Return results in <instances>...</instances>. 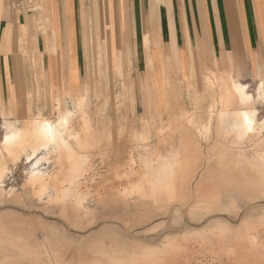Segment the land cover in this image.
<instances>
[{
	"label": "rangeland",
	"instance_id": "obj_1",
	"mask_svg": "<svg viewBox=\"0 0 264 264\" xmlns=\"http://www.w3.org/2000/svg\"><path fill=\"white\" fill-rule=\"evenodd\" d=\"M37 2L38 1H33L32 3L24 2L23 4L26 7H33L37 5ZM121 4L122 6L117 8L116 15L120 14L122 19L120 21V19H118V17L116 18V16L114 17L113 14V29L111 30L104 27L105 21L103 19V13H105V15L107 13L105 2L101 3L100 7L102 8V14H100L99 19L100 26H96L97 32L98 27H101L100 30L102 31L100 41L102 42V45H104V48L102 46L103 49L100 55L101 60L99 64L97 62L99 60L98 57L94 60V67L97 68L94 74L92 72V66L86 65L87 58L85 59L86 62L84 61L82 66L85 71V77L83 79L85 82L83 81V85H89L90 89L87 110L93 117L92 129L97 134L98 143L89 152L91 155V163L94 166L93 171L91 172L93 176H90L87 181L84 179L82 184L79 186V189L81 188L80 191L87 195V199L84 203L90 214L86 218L95 217V221H97L98 218L99 222L84 230L76 228L68 222L69 220H65L64 217L59 214V209L49 208V197L54 195L53 186L49 187L47 194H45L40 200L36 195L30 192L29 188L26 189V182L30 176L33 164L26 159L28 151L22 156L21 160L17 164L12 165L11 171L6 175V178L0 186V189H3L2 191L5 192V200L3 198L4 203H0V212L4 209H14L16 212H21V216L25 218L21 217V219L27 220L26 222L30 224L33 229V232L30 231L33 233V237L29 231L28 237L33 238V240H30L37 247L39 246L37 239L42 242V244L44 243L43 245H45L46 241L49 242L48 239H45V232L43 230L41 231V222L37 221L39 217L58 222L60 225L65 227L66 233L63 236H55L58 243H64V239H67L69 240L66 242L67 244H73V246L70 247H77L84 251H88L92 244L104 242V240L110 237L123 240V243L127 244L125 241L127 237L121 233L118 235L100 234L101 232L99 230L104 227V225L114 226L118 223L117 225L124 228V234L131 236L135 244H139L137 242H140L150 246H161L169 238L180 239L181 242L191 245L196 244L197 241H201L207 248L201 251L204 256L201 258L202 261L200 262H204V264H229L228 256L233 254V251L237 250L235 241H237L239 237L237 234L238 230H244L246 226L252 225L256 227L257 231H260L261 233L263 232V229L261 228L262 221H257L264 211L262 207L257 208V206L264 205L263 199L259 198L257 199L259 203L256 202L251 204L252 206L254 204L256 205L252 208L245 221L242 218L244 215L243 208L246 203L243 204L240 201L238 202L240 216L237 219L234 217V213L225 210L224 205L227 203L223 200V202L220 201V203L214 204L223 205L224 208L221 207L223 210H212V212L207 213L205 219L197 221L199 216L193 217V219L189 215L190 204L187 205L178 201L173 202L170 207L171 210H168V213L164 211V213L155 205L156 202L140 201L137 198H130L126 201L121 199L124 198V196L120 195V191L129 189L134 181L136 182L139 178H141V175L143 176L145 171L142 168V159H149V157L153 159L157 154V156H169L174 154V151L178 154L177 156L179 159L181 156L183 163L185 162L189 164L188 166H190L193 159V163L197 167L194 174L195 176H193L190 181L191 183L189 182L188 185H182L180 183V179L182 180V178H179V176L176 179L177 191H180V189L189 190L190 193L192 191L191 194H193L198 181L201 179L203 174L206 173L208 167L213 165V162L210 160V150L219 140L217 136L216 118L213 120L212 134L207 139L200 137L196 138L193 136L194 138L189 137L190 139L186 137L184 142L180 134V132H182L185 135L187 133L190 135L193 131V128L187 125L189 118H193L194 120L192 119V121L194 122L206 119H204L203 116L205 114L207 104L212 100L213 95L215 96L209 88L208 91L206 89L207 76L204 77V75H200L197 71H208L206 70V67H208L209 64L206 58H204V62H201V59H199V61L197 60V65H193L192 75L191 64L188 65V63H186L187 67L186 72L184 73V80H181V82L177 85L173 83V79L171 78L169 81L166 80V73L164 69L165 83L166 87L169 89L168 91L165 89L162 78H160L157 82V88L155 89L154 75H152L154 74V71L151 72V70L148 69L150 95L148 103L145 99H143L142 104L140 97L142 88L138 81L129 82L123 80L129 77H121L117 67H115L116 60L110 56L112 55V49H110L112 45L111 32L113 31L115 38L119 35L120 30L123 29V25H125L123 20L126 6L124 5V0H122ZM101 16L103 18H101ZM29 18L30 17L26 18V22H31L33 20L34 22L35 20H43L44 22L42 24H36V34L33 35L30 42L28 41L23 44L19 43L18 52L16 50H12L8 52L12 53V55H8V53L5 54L6 65L3 63V66L0 67V105L2 103L1 100L4 103L8 100L9 106H15V113L12 115H2L0 113V143L3 141V138L8 131L6 128L3 129V122H5L7 127H21L26 129L31 126L32 119L38 114V116L42 115L47 118L55 119L57 116L56 108L58 107V100L60 99L66 100V105L69 110L75 109V97L72 94L69 95L72 92L70 90L73 89V84L63 83L62 86L60 81L62 75L67 74L66 63L69 61L67 49L63 51L64 55L62 56L60 50L61 48L59 49L56 45L52 46L51 40L48 39L50 34L42 32L44 30L43 25L45 23L47 25L50 24V18L44 19L43 16L37 18L33 17L32 19ZM106 20L108 22V19ZM88 30L89 29H87V31ZM87 31V55L91 52L95 57L94 49H92V51H90L91 48L88 50V47H90L89 39H91L92 30H90V33H87ZM40 33L47 34L48 42H50V52L55 53V56L52 55L53 58L51 60L50 69L44 64L45 54L38 49ZM96 35L93 34L94 46ZM153 40L154 38H152V35L150 34L149 41L152 42ZM117 44L115 42V52L117 50ZM51 47L53 49H51ZM26 53H29L33 57L35 55V57L38 58V64L34 67V69H31L30 64L28 65L29 56ZM184 55L186 57V62H189L187 54ZM2 61L4 62V60ZM62 61L65 65L64 63L62 65ZM262 66L264 67V65ZM245 70L246 74L244 76V82L249 83V85L246 83L247 90L253 94L257 86V81L254 79L255 77L252 76V69L248 67ZM44 73L46 75V83L43 81ZM32 74L34 82L36 79L35 83H38L39 87L32 88L29 91L27 80L28 78H31ZM152 78L153 81L151 80ZM134 79L135 73L132 80ZM99 83L102 84V86L97 88ZM10 85H12L15 89V101L13 100L14 98L8 99ZM67 88H69V92L66 91ZM217 91L220 92V89L218 88ZM257 102L258 100L254 103V106H256ZM258 106L260 108L259 116L262 117L264 116V104H258ZM181 109L182 111H180ZM172 111L174 112L172 113ZM180 112H182L180 116L182 119L179 118ZM174 113L177 116H175ZM185 116L188 117L186 118ZM172 118H178V121L170 123L169 121ZM185 118L187 121H185ZM160 119L164 121H161ZM76 121L77 122L74 123V128H76L75 130L81 128L79 119ZM168 132H172L171 136ZM196 141L197 143L194 144ZM188 142L190 143L188 144ZM185 143L188 146L185 147L186 149L184 148ZM251 143L252 141L250 142V140H248V142L246 141L244 144L245 148H251ZM192 144H194L195 147H192ZM193 148L197 150L195 156H193ZM178 149L182 151L179 153ZM170 151L173 152L171 153ZM183 151H185L186 154ZM181 152H183V156L181 155ZM190 154L194 158H190ZM186 155L189 156L187 157ZM55 156L56 154L53 152L52 148L46 151L40 150L37 154V158L41 160L39 169L46 171L50 175H54L57 171V169H55ZM184 156H186L187 159ZM182 158L186 160L184 161ZM132 159H134L135 162L131 166L130 163ZM188 159L190 161H188ZM178 173L180 174L182 171H179ZM117 174H120L121 176L119 177ZM107 175L109 177H107ZM106 177L107 179H105ZM178 186H180V188ZM110 189L112 190L110 191ZM34 190L36 191L37 188ZM14 193H22L24 195L22 197H18L17 199L16 196V198L13 196ZM98 193L99 195H96ZM95 195L97 197L101 196V200H98ZM243 195L244 197L247 196L246 193ZM176 208H179V212L182 214L180 215L181 217H178L179 219L175 216ZM54 210H56V214L51 212ZM9 216L13 220L14 217L18 215L10 213ZM139 220L147 222H145V224L136 225L137 227L135 226L131 229L125 224L128 223L129 225H133L135 221ZM111 223L114 225H111ZM223 231L224 233L221 235V232ZM23 232L26 235L28 233L26 230ZM24 233L21 232V234ZM17 234L20 235L19 233ZM217 237L223 240L222 243H215V240H220ZM77 241L82 242L83 244L78 243ZM48 242H46L45 246L50 244V242ZM221 246H224L225 249H220ZM61 248H63L64 251H68L66 247L60 246V249Z\"/></svg>",
	"mask_w": 264,
	"mask_h": 264
},
{
	"label": "bare ground",
	"instance_id": "obj_2",
	"mask_svg": "<svg viewBox=\"0 0 264 264\" xmlns=\"http://www.w3.org/2000/svg\"><path fill=\"white\" fill-rule=\"evenodd\" d=\"M100 28L101 27H98L95 46L93 47L95 58L98 57L99 62L101 60V51L104 48L101 41H99L98 44L96 42V40H101L102 37ZM149 35L150 28L148 27V21L145 17L143 26L144 43L146 46L150 43L154 46L153 48H158V39L155 38L150 42ZM129 41L130 37L127 33L123 37V43L128 52L127 57L131 55V45ZM162 50L164 49L162 48ZM32 57V55H29L28 65L30 64L31 69H34L38 64V58H36L35 55L33 58ZM154 60L155 54L148 55L147 67L151 72L154 71ZM122 61H126V58L123 57ZM128 71L129 68H125L123 63L118 68L121 77H129ZM151 80L153 81V78ZM229 81L231 87L225 85L222 89L223 93L220 96H216L212 88H209L215 96L213 95L212 100L207 104L205 123H211L214 118H216L220 124L226 123L227 125H231V129L222 130V134L224 137L229 135L232 137H230L231 140L228 142L229 144L221 148L220 153L216 156H211L210 160L213 162V165L208 167L207 171L205 170L206 173L203 174L198 181L193 194H191L192 191L190 193L189 190L180 189V191H177L176 185L178 176L182 178V180L180 179V183L184 186L188 185L193 176H195L194 171L196 170V166L193 163V159L190 166H188L189 164L185 162L184 164L181 160V156L179 159L177 156L178 154L174 151V154L169 156H157V154L153 159L150 157L149 159H142V168L145 172L143 171V176L141 175L139 180L136 182L133 180L134 183L131 184L129 189L120 191V195L124 196V198H121L123 201L129 200L130 198H137L140 201L156 202L155 205L160 210L167 213L168 210H171L170 207L173 202L178 201L183 204H190L189 215L191 218L199 216L197 221L205 219L207 213L212 212V210H221L224 208L223 205L220 204L214 205L220 203V201L223 202V200L227 203L224 205L225 210L234 213V217L237 219L240 216L238 205L240 201L243 204H247H245L243 208L244 215L242 219L245 221L252 208L256 205L254 204L252 206L251 204L258 202L257 199L259 198L264 200V133L262 129L264 124L259 122L258 110L252 105L254 95L248 92L244 86L234 81L231 76ZM27 82L29 91L32 88L39 87L38 83H35L36 79L34 82L33 74L31 78H28ZM211 84L215 85L209 82L207 86H211ZM87 86V84L81 85L79 92L70 93L76 96V105L79 107L80 111L77 116L76 114L68 112L65 107V100L60 99L58 100V107L56 108L58 113L55 119L47 118L42 115L38 116V114L32 119L29 128L9 127L10 130L0 143V186L6 178V175L11 171L12 165L17 164L28 151L26 159L33 164L30 176L26 182V189L29 188L30 192L36 195L40 200L47 194L49 187L53 186L54 195L49 197V208L59 209V214L63 216L65 220H69L68 222L74 227L83 230L99 222L98 218L97 221H95V217L86 218L90 214L84 203L87 199V195L80 191L81 188L79 189L84 179L87 181L90 176H93L91 172L94 166L91 163V155L89 152L93 147L92 144L96 143V141H93V139L91 140L90 136H88L92 128L91 123L93 117L89 112H86L88 107ZM101 86L102 84L99 83L97 88ZM70 91H72V89ZM262 98H264V93L262 94ZM218 106H220V109H217ZM180 111H182V109ZM173 112L174 111H172V113ZM181 113L182 112H180L179 118ZM185 117L187 118L188 116ZM75 118L80 121L81 128L77 130H75L76 128H70V122ZM177 119L172 118V121L169 119V122H177ZM180 119H182V117ZM192 119L189 118V122H192ZM185 121H187V119ZM209 130V124H204L197 131H192L191 135L193 134L195 137L194 133L205 134L208 133ZM182 139L184 141L183 137ZM248 140H250V142L252 141L251 148L246 149L244 144L246 141L248 142ZM190 142H188V144ZM194 144H196V142ZM194 144H192V147H195ZM186 146L185 143L184 148ZM52 147H54L57 153L55 164L58 168L54 175H50L46 171L39 169L41 160L37 158V154L40 150L46 151ZM180 149H178L179 153L182 151ZM185 151L183 152L185 153ZM195 151L196 150L193 148V156H195ZM183 152H181V155ZM186 156L184 157L187 159L189 155ZM191 156L190 158H194ZM188 161L190 160L188 159ZM134 162V159H132L131 163H129L132 166ZM179 171H182V173H180L181 175L178 173ZM117 176L120 177L121 175L117 174ZM107 177L109 176L107 175ZM107 177L105 179H107ZM178 187L180 188V186ZM35 188H37L36 191L34 190ZM2 190L3 189H0V203L3 202L5 193ZM111 190L112 189H110V191ZM244 193L247 194L246 197H244ZM23 195L22 193H14L13 196H16L18 199V197H22ZM96 195H99V193ZM97 198L101 200V196ZM258 207H262L264 210V205L257 206V208ZM54 211L51 212L56 214V210ZM10 213L18 216H15L12 220L9 216ZM175 214L177 218L181 217L180 215L182 214H180L179 208L175 209ZM21 217L24 218L21 216V212H16L14 209H4L0 212V264H204V262H200L202 261L201 258L204 256L201 251L205 250L207 247L201 241H197L196 244L191 245L181 242L180 239L169 238L161 246H150L140 242H137L139 244H135L131 236L124 234V228L117 225L118 223L116 225L111 223V225L114 226L104 225V227L99 230L101 232L100 234L118 235L121 233L127 237H125L127 244L123 243V240L110 237L104 240V242L92 244L88 251H84L77 247H70L73 246V244H67L66 242L69 241L67 239H64V243H58L55 236H63L66 233L65 227L58 222L39 217L37 221L41 222V231L43 230L45 232V239H48L50 244L47 245L48 248L45 246L48 241L43 245L44 243L42 244V242L37 239L39 243L37 247L31 241L33 238L28 237L29 232H33L31 225L26 222L27 220L21 219ZM257 221H262V233L257 231L256 227L252 225L246 226L244 230L237 231L239 236L238 240L235 241L237 250L233 251V254L228 256L229 264H264V211ZM145 222L147 221L139 220L135 221L133 225H129L128 223L125 224L131 229L136 225L145 224ZM24 230L27 232L29 231L27 235L23 232ZM21 232L24 234H21ZM222 233H224V231L221 232V235ZM32 234L33 233H31V235ZM217 238L220 239L219 237ZM222 241V239L215 240V243L219 244L222 243ZM77 242L83 244L82 242ZM60 246L66 247L68 251H64L63 248L60 249ZM222 248H224V246L220 247V249Z\"/></svg>",
	"mask_w": 264,
	"mask_h": 264
},
{
	"label": "crops",
	"instance_id": "obj_3",
	"mask_svg": "<svg viewBox=\"0 0 264 264\" xmlns=\"http://www.w3.org/2000/svg\"><path fill=\"white\" fill-rule=\"evenodd\" d=\"M33 1H38L36 6L26 7L23 4L24 2L32 3ZM104 2L107 14L103 13L104 18L102 16L101 18L105 21L104 25H107L104 27L112 30L113 14L120 21L122 19L120 14L116 15L117 8L122 6V0H0V67L3 66V63L6 65L5 54L12 50L18 52L19 43L30 42L33 35L36 34V24L44 22L43 20L26 22L27 17H30L29 19L42 16L44 19L50 18V24L47 25L45 23L42 32L50 34L48 39L51 40L52 46L56 45L59 49L61 48L62 56L64 55L63 51L66 49L69 54V61L66 63L67 74L62 75L60 81L62 86L63 83H72V92H79L81 84L83 85L85 82L83 80L85 71L82 68L85 59L87 58V62L85 61L86 65L92 66L93 74L97 70L94 67L96 58L91 52L87 55L86 31L89 29L87 33H90V30H92L91 39H89L90 47H88V50L91 48L90 51H92L94 47L93 34L96 35L97 33L96 26H100L99 19L100 14H102L100 5ZM124 5H126L123 17L125 25H123V29L120 30L119 35L115 38V34L113 31L111 32L112 58L116 60L115 67L117 69L122 63L125 68H129V78H122L124 81L139 82L142 88L140 94L142 104L143 99L148 103L150 97L147 67L148 55L155 54V89L157 88V82L162 78L166 91L169 89L166 87L164 69L166 80L169 81L171 78L173 83L177 85L181 80H184L186 63L188 65L191 64L192 75V68L194 64L195 66L197 65V60L201 59V62H204V58H206L209 64L206 67L208 71H197L200 75L207 76V83L215 84H211V86L206 84V89L208 91V88H212L216 96H220L223 93L222 89L225 85L231 87L230 76L247 90L246 83L248 85L249 83L244 82L245 69L248 67L252 69V76L257 81L252 105L254 106V103L258 100L254 107L258 110L259 122L264 124V116H259L260 108L258 106V104H264V98H262L264 93V67L262 66L264 65V0H124ZM145 17L148 21L150 34L154 39H158L157 49L153 48L154 46L150 43L147 46L144 43L143 26ZM106 19H108V22ZM44 33L39 34L38 49L45 54L44 64L50 69L51 60L55 53L50 52V42L47 40V34ZM127 33L130 37L132 49L129 57H127L128 52L123 43V37ZM99 41L96 40L97 44ZM115 42L116 44L118 42L116 52L114 50ZM51 49L53 48L51 47ZM26 54L30 55L29 53ZM184 54H187L189 62H186ZM8 55H12V53H8ZM123 57L126 58V61H122ZM97 62L98 64L100 63L99 60ZM63 63L62 61V65ZM134 73L135 79L132 80ZM45 76L44 73V83L47 81ZM218 88H220V92L217 91ZM86 90L89 95V85ZM9 91L8 99L14 98L13 100L15 101V89L12 85L9 86ZM66 91L69 92V88ZM73 96L75 97L76 105V96ZM1 102L0 113L2 115L15 113V106H9L8 100L6 103L2 100ZM65 107L68 112L76 114V116L80 112L77 105L74 110H69L66 100ZM219 107L217 109H220ZM206 113L205 110L204 119L206 118ZM76 118L70 122V128L72 129L74 128V123L77 122ZM201 122L206 125L209 124V132L205 134L194 133V135L196 138L207 139L212 134L213 121L211 123H205V120L192 121L187 124L193 128L194 132L204 125ZM221 124L217 121L216 128L219 140L211 148V156H216L220 153L221 148L227 146L231 140L230 137H232L231 135L224 137L222 134V130L231 129V125ZM5 128L9 131L11 127H7L5 122H3V129ZM171 134L172 132L169 133L170 136ZM180 134L184 140L188 136L193 137V134H190L191 136L187 135L188 133L186 134L187 136L182 132ZM88 136H90L91 140L96 141V143L92 144L93 147L91 149H93L98 143L97 134L91 128ZM52 150L56 154V158L57 153L54 147H52ZM57 168V165H55V169Z\"/></svg>",
	"mask_w": 264,
	"mask_h": 264
}]
</instances>
